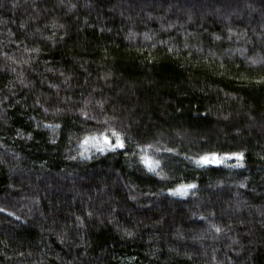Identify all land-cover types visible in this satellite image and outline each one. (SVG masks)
<instances>
[{
	"label": "trees",
	"instance_id": "trees-1",
	"mask_svg": "<svg viewBox=\"0 0 264 264\" xmlns=\"http://www.w3.org/2000/svg\"><path fill=\"white\" fill-rule=\"evenodd\" d=\"M0 264H264V0H0Z\"/></svg>",
	"mask_w": 264,
	"mask_h": 264
},
{
	"label": "snow or ice",
	"instance_id": "snow-or-ice-1",
	"mask_svg": "<svg viewBox=\"0 0 264 264\" xmlns=\"http://www.w3.org/2000/svg\"><path fill=\"white\" fill-rule=\"evenodd\" d=\"M87 142V141H86ZM104 142L106 144H109L110 141H109V138L107 136L104 137ZM113 148L115 147H123V141L119 138V136L117 135V140H116V143L111 145ZM233 155H236L238 158L242 159L243 158V154L242 153H237V154H233ZM201 160L204 162V163H209V162H216V163H219L220 161L218 160H213V161H210L209 158L207 156L205 157H202ZM146 163H148V161H145ZM149 168H151V164L149 163L148 164ZM187 187H194V186H182L181 189H177L176 192L180 193V194H185L186 192V188Z\"/></svg>",
	"mask_w": 264,
	"mask_h": 264
}]
</instances>
